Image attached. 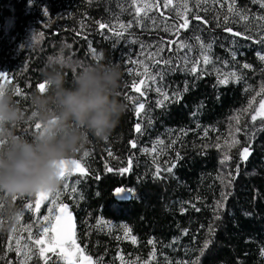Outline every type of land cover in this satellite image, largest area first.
I'll return each instance as SVG.
<instances>
[{
    "label": "trees",
    "instance_id": "obj_1",
    "mask_svg": "<svg viewBox=\"0 0 264 264\" xmlns=\"http://www.w3.org/2000/svg\"><path fill=\"white\" fill-rule=\"evenodd\" d=\"M153 2L159 7H154L148 15L155 18L156 24L145 19L137 25L134 22L135 7L130 0H0V72L7 74V80H0V83L14 89L15 100L22 110L27 111L30 108L29 95L38 90V83L43 82L42 69L50 57L61 56V49L63 58H71L80 67L109 62L121 67L124 77L120 99L127 105V112L108 139L98 141L89 137L75 158H81L85 151L90 152L91 155L84 160L90 172L87 178H82V184L76 185V194H71L69 188L68 194L62 197L75 216L77 242L81 247L86 246L94 261L102 258L103 264H121L119 256L123 255L126 261L139 257L138 264H143L152 250L147 241L154 239L157 254L151 264H167V261L176 264L180 260L195 258H199L200 264H264V256H261L264 248V131L251 141L243 131L236 132V128L243 130L245 125L252 126L250 117L261 96H255L253 109L239 114L238 123L231 119L237 115V110L247 106L255 92L260 91V84L264 82V72H261L264 65L256 54L264 52V45L245 40L242 36H232L224 30L231 27L233 31L244 32L245 27H249L252 29L250 34L255 37L256 22L246 25L230 18L225 25L223 18L228 15L227 4L221 7L220 3L207 0L197 8L195 0H189L188 7L192 13L202 19L195 20L189 13L191 23L187 30H180V39H187L193 45H197L193 39L195 35L205 43L214 40L212 57L216 67L222 73L236 70L247 77L246 82L218 84L217 73L211 71L212 65L207 66L210 74L198 78L199 72L194 76L184 70L171 71L148 58V53L154 52L161 41L166 58L183 56L187 51L177 53L176 45L168 44L175 36L163 30L165 23H182L173 11L174 8L183 11L182 0H173L169 7L164 6V0ZM236 7L248 8L257 14L264 12L251 0H237ZM217 16L220 27L217 26ZM97 21L116 26L117 30L120 22L127 24L132 21L133 25L122 38H118L108 28L100 29ZM133 39L137 43L129 42ZM141 43L152 47L142 50ZM89 45L96 49L95 54L90 53ZM169 46L171 52L168 51ZM197 50L198 47L190 55L195 57ZM233 50L235 60L232 59ZM129 57L144 61L153 73L157 70L166 72L163 84L167 86L169 96L176 89L182 91L185 82L189 88L179 102L165 101L166 107H157L158 93L147 92L145 112L150 110L152 125L147 126V118L142 113L143 135L135 132L134 125L138 122L135 110L125 99L126 95L138 96L126 85L134 79H141L134 74L129 75L128 68L141 72L143 68L129 64ZM224 61L228 62L227 66ZM175 63L179 61L174 59ZM244 63L251 64L252 68L243 69ZM72 78L73 73L68 71L69 83L66 86L70 85ZM246 85H251L253 91L245 93ZM17 89L20 94H17ZM260 123L258 118L255 124ZM28 127L22 125L15 134L31 139L33 135L24 134ZM205 129L209 130L207 136L204 135ZM181 130H187V135H182ZM233 137L239 144H233ZM134 139L138 140L135 149L130 144ZM157 139L164 141L163 145L157 146L158 153L141 151L144 147L151 149ZM173 139L175 144H171ZM249 143L251 155L246 161H241L239 153ZM109 150L115 158L108 155ZM177 153L182 157L179 160ZM225 155L230 159L225 160ZM129 156L135 157L132 170L121 175L116 169L126 167ZM105 164L114 171L107 172ZM172 164L176 165L172 172L166 171ZM157 165L161 169L159 175ZM78 177L79 173H76L70 178V187ZM118 187L133 189L136 198L121 202L115 195ZM59 189L63 191V183ZM80 195L84 198L79 199ZM30 199L34 202V197ZM13 203L17 206L20 200ZM193 204L200 211H196ZM27 216L26 213L25 222L33 225L32 232L35 233L38 219L33 217V213L31 220H27ZM98 218L112 223L110 234L103 225L95 227ZM122 224L131 227L132 235L138 239L137 244L115 238L123 236L119 228ZM11 227L5 220L0 231V264H18L17 253L6 252L8 244L14 245ZM15 227L17 232L14 235H20V224H15ZM184 229L188 230L186 236L182 235ZM27 235V232L23 233L25 241ZM174 239L179 242L173 244ZM206 240L210 243L203 256L193 251L194 248L202 249ZM30 264H44V261L33 256Z\"/></svg>",
    "mask_w": 264,
    "mask_h": 264
},
{
    "label": "snow or ice",
    "instance_id": "obj_2",
    "mask_svg": "<svg viewBox=\"0 0 264 264\" xmlns=\"http://www.w3.org/2000/svg\"><path fill=\"white\" fill-rule=\"evenodd\" d=\"M131 4L135 7V17L134 22L137 25H141L143 20L145 19H151L153 25L156 24V20L154 17H150L148 15V12L153 10L154 7H159L158 3L153 2V0H130ZM214 3H220L221 7H224L225 4L228 5L227 12L228 15L224 16V24H228L230 18H233V22H239L243 21L246 25L249 22H256L257 32L256 36L253 37L250 33L252 32V29L249 27H245L244 32L240 31H233L231 27H225L224 30L231 33L232 36L240 37L242 36L245 40H252L253 43L264 45V12L262 13H252L250 9L248 8H238L236 7L237 0H213ZM202 3H207V0H195L196 7L199 8ZM252 4H257L260 9L264 10V0H251ZM173 4V0H164V6L169 7ZM189 0H182L181 8L183 11H181L178 8H174L173 11L175 12V15L179 18V20L182 21V23L174 22L171 25H168L165 23V27L163 28L164 31L168 32L170 35L175 36V39L168 41L169 45H176V52L179 53L181 51H184L187 49V51L184 53L183 56L177 55L176 57H164V43L161 41L159 46L156 47V50L154 52L148 53V58L153 60L154 64L157 65H164L168 67L171 71H178V70H184L188 72L191 75H196L197 72L200 73V77L202 78L203 75L210 74L209 70L207 69L208 65H212L211 71L217 73V83L218 84H228L230 81L235 82H246L247 77L243 72H238L236 70L229 71L226 73H222L221 69L216 67L215 63L213 62L212 57V48L214 44V40L210 41L208 43H205L203 39L199 35H195L193 37L194 40L197 41V45H193L192 43H189L187 39L181 40L179 36V32L181 29L187 30L191 21L188 19V14L192 13V9L188 7ZM207 11V9H203ZM47 15V11L44 13ZM143 14V15H142ZM193 19L195 20H201L202 18L197 15L196 13H192ZM235 18H238L236 20ZM217 20V26L220 27V18L219 16L216 17ZM207 23V21H204ZM99 24L100 29L108 28L109 31H112L113 34L118 37L122 38L125 34V32L128 31V29L132 28L133 22L130 21L127 24L120 22L118 23V29L116 26H109L105 22L97 21ZM130 43H137L136 39H133L129 41ZM141 49L143 50L146 47H152V45H145L143 43L140 44ZM198 50L196 52V56L193 57L190 54L194 51V49ZM89 51L92 54L96 53V49H94L91 45H89ZM168 51L171 52L172 48L169 46ZM143 51L141 52V55H143ZM257 58L259 62L264 65V52H257ZM102 58V56L100 57ZM51 59V57L49 58ZM174 59L179 61V63L174 64ZM232 59L235 60V50L232 52ZM216 60H219L217 57ZM129 64L132 65H140L143 68V71H139L136 68H128V74L129 75H135L137 77H141V79L132 80L130 85H126V87H130L132 92L138 93V96H132V95H126L125 99L129 101L135 110V115L137 117V123L134 125L135 132L139 135L144 134V128L142 127V116L141 114L144 113L145 117L147 118V126L150 127L152 125V118L150 116V110L148 112H145V104L147 101V92L148 91H155L158 93L159 97L156 100L157 107H166L165 101H168L169 103H176L179 102L182 97L183 93L187 92L189 90L188 83L185 82V86L183 90L176 89L172 92L171 96H169L168 91L166 90V85L163 84L164 77L167 74L164 71L157 70L155 73L150 71V66L145 64L144 61H141L139 59L133 60L131 57H129L128 60ZM225 66H227L228 62H223ZM243 69H251L252 65L249 63H244L242 65ZM261 72H264V68L261 69ZM0 80H7V74L4 72H0ZM150 81V83H149ZM11 83V81H8ZM0 85H4L0 83ZM154 86V87H153ZM142 87L144 90H142ZM37 88L41 93L45 91L46 84L44 82H40L37 85ZM245 93L252 92L253 88L251 85H246L244 88ZM17 94L19 93V89L16 90ZM264 93V82L260 84V91L255 92V95L250 99L247 103L246 107H243L239 110H237V115L231 117V119L236 120L237 123L239 122V114L240 113H247L250 109H253V102L255 100V96H261V99L259 101V105L257 108L253 109V113L251 114V122L252 126L249 127L248 125H245V128L241 130L240 128H236V132L243 131L244 134L247 136L248 140L251 141L255 135H257L259 132L264 131V95H261ZM144 97V100H141L140 98ZM195 115V113H193ZM259 118L260 124L256 125L255 122ZM231 127V125H230ZM40 131V125H29L28 128L24 130V134L28 135H34ZM208 129L204 130V135H208ZM182 135H187V130H181ZM176 140L173 139L171 141V144H175ZM131 147L133 149L137 148L138 140L134 139L130 141ZM164 141L161 139H157V141L153 144L152 148L149 149L147 147H144L141 149L143 153H158V145H163ZM233 144H239V141L236 140L233 137ZM251 145L250 143L243 147L242 150L239 153L241 161H246L248 157L251 155L250 151ZM159 151H162L159 150ZM91 155L90 152L85 151L83 153V156L79 159L73 158L70 161H61V172H60V179L63 183V191L61 189H58L55 193H37L34 196V202L31 197H14L13 202L20 200V204L17 205L19 209V216L17 219L16 224H20V235H14L17 232V228L15 227V224L11 227L10 232L13 234L11 239L14 240L13 244H8L6 247V252L15 251L17 253L18 257V264H30V261L32 260L33 256H36L38 260H43L44 264H49V261H51V264H60L62 261L63 264H103L102 258H97L95 261L93 260V257L87 253L86 246L81 247L80 244L77 242L76 234H75V227L73 224V217L72 213L69 211V206L67 203H64L62 200V197L68 194V190L70 188L71 194L77 193V187L76 185H80L83 183L82 178H87L88 173L90 172V167L87 166L84 163L85 158L89 157ZM109 156H113V153L109 150L108 152ZM134 156H129L127 158V166L126 167H120L119 169H116L121 175L129 173L132 170L133 167V159ZM177 160L181 159L179 153L176 155ZM225 160L230 159L227 155H225ZM155 158L153 159V163L155 164ZM224 161L222 160L221 163ZM123 163V161H121ZM175 164H172L169 166L166 171L172 172V169L175 167ZM105 169L107 172H113L114 169L112 167H109L107 164H105ZM157 175H159V172L161 171L159 165H157ZM239 171V165H237V173ZM76 173H79V177L75 179L72 186L70 187L69 180L70 178L75 175ZM96 179H99V176H96ZM99 193H97L98 195ZM115 195L117 199L119 200H127V199H135L136 193L133 189H125L124 187H118L115 189ZM83 195L79 196V199H83ZM48 201L51 204V207L47 208L48 215L43 216V223L41 224V228L37 230L35 233L32 232L33 225L30 223L25 222V216L26 213L28 214L27 220H31L32 216L31 213L33 212H39V209L41 207L42 202ZM219 204V202H218ZM195 208V205H192ZM222 206V205H220ZM3 205L0 204V231L3 230V226L5 223V219L2 214ZM196 211H200L199 208H195ZM182 211H184L182 209ZM58 213V214H54ZM219 219V217H216ZM107 227L109 229V234L111 233V229L113 228V225L110 221H104L102 218H98L96 221V228H100L101 226ZM92 228L93 226H89ZM119 228L123 232V236H117L116 239H126L130 240L132 244H137L138 239L136 236L132 235V229L130 226L126 224L119 225ZM211 231V229H210ZM27 232V239L25 241V238L23 236V233ZM182 235H188V230L184 229L182 231ZM193 240H195V236L193 237ZM22 241H24L22 243ZM178 240H173L172 243H178ZM149 245H152V250L149 254L148 260L143 261V264H151L153 260L156 259V241L154 239H149L147 241ZM210 241H205L203 244L202 249H193V251H198L201 256L204 254V250H206L209 246ZM171 246V245H169ZM51 253L52 255L49 256L48 254ZM261 256H264V248L261 249ZM55 257V259H53ZM119 259L121 261V264H138V261H140V258L137 257L135 260H128L126 261L123 255L119 256ZM167 264H173L171 261H167ZM176 264H200L199 258H195L192 260H180L177 261Z\"/></svg>",
    "mask_w": 264,
    "mask_h": 264
},
{
    "label": "clouds",
    "instance_id": "obj_3",
    "mask_svg": "<svg viewBox=\"0 0 264 264\" xmlns=\"http://www.w3.org/2000/svg\"><path fill=\"white\" fill-rule=\"evenodd\" d=\"M73 73L66 86L67 72ZM45 91L29 95V110L15 100L14 89L0 85V204L8 226L17 223L13 198L55 193L61 186V161H70L89 137L108 139L127 105L120 99L124 73L116 63L85 67L71 58L49 59L41 71ZM40 125L31 139L15 134L22 125Z\"/></svg>",
    "mask_w": 264,
    "mask_h": 264
},
{
    "label": "rangeland",
    "instance_id": "obj_4",
    "mask_svg": "<svg viewBox=\"0 0 264 264\" xmlns=\"http://www.w3.org/2000/svg\"><path fill=\"white\" fill-rule=\"evenodd\" d=\"M153 10L149 11L152 12ZM51 207V204L47 201L41 204V207L39 209V212H33V217L37 220V226H36V231L41 228V224L43 223V216L48 215L47 208ZM55 214V213H54ZM24 241H22L23 243ZM62 262V261H61ZM63 264V262H62Z\"/></svg>",
    "mask_w": 264,
    "mask_h": 264
},
{
    "label": "water",
    "instance_id": "obj_5",
    "mask_svg": "<svg viewBox=\"0 0 264 264\" xmlns=\"http://www.w3.org/2000/svg\"><path fill=\"white\" fill-rule=\"evenodd\" d=\"M121 201L125 202L126 200H121ZM44 202H47V201H44ZM44 202H42V203H44ZM55 214H58V213H55ZM72 217H73V224H74V227H75V234H76V232H77V224H76V219H75V216H74L73 213H72Z\"/></svg>",
    "mask_w": 264,
    "mask_h": 264
},
{
    "label": "bare ground",
    "instance_id": "obj_6",
    "mask_svg": "<svg viewBox=\"0 0 264 264\" xmlns=\"http://www.w3.org/2000/svg\"><path fill=\"white\" fill-rule=\"evenodd\" d=\"M120 201H121V200H120ZM126 201H127V200H126ZM126 201H125V202H126ZM121 202H123V201H121Z\"/></svg>",
    "mask_w": 264,
    "mask_h": 264
}]
</instances>
